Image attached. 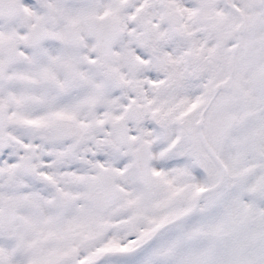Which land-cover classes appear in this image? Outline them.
Listing matches in <instances>:
<instances>
[{"label":"snow or ice","instance_id":"snow-or-ice-1","mask_svg":"<svg viewBox=\"0 0 264 264\" xmlns=\"http://www.w3.org/2000/svg\"><path fill=\"white\" fill-rule=\"evenodd\" d=\"M0 264H264V0H0Z\"/></svg>","mask_w":264,"mask_h":264}]
</instances>
